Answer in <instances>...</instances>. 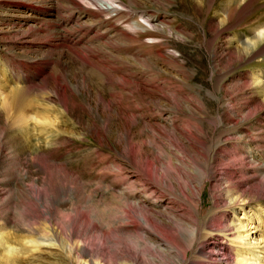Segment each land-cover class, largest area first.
Here are the masks:
<instances>
[{"label": "rangeland", "instance_id": "rangeland-1", "mask_svg": "<svg viewBox=\"0 0 264 264\" xmlns=\"http://www.w3.org/2000/svg\"><path fill=\"white\" fill-rule=\"evenodd\" d=\"M105 1L114 8L0 0L6 230L75 205L145 264H189L210 233L245 215L260 222L264 239V54L239 48L264 1L221 37L213 26L227 0ZM57 82L68 88L62 100ZM16 89H28L33 106L17 109ZM44 115L56 120L53 129L36 123ZM227 185L247 202L231 207L236 191L226 194Z\"/></svg>", "mask_w": 264, "mask_h": 264}, {"label": "bare ground", "instance_id": "bare-ground-1", "mask_svg": "<svg viewBox=\"0 0 264 264\" xmlns=\"http://www.w3.org/2000/svg\"><path fill=\"white\" fill-rule=\"evenodd\" d=\"M214 1L216 0H210L211 6ZM259 2L261 0H227L223 4L221 22L213 26L214 30L217 31V36L221 37L232 27H236L247 20L256 11V7L260 6H258ZM102 4L109 5L108 8H114V4L110 1L102 0ZM227 24H231L230 28L227 27ZM248 30L243 44L239 47L240 50L248 52L259 48L258 52L261 55L264 54V16H258L250 24ZM47 80L48 78L43 79L40 87H44L43 85ZM58 86L60 90H58ZM28 89L34 90L33 88ZM28 89H16L17 94L14 95L16 96L15 105L17 109L25 108L26 103L29 107L33 106L26 99L25 92L29 95ZM67 89L62 83L57 82L53 93L58 96V99L61 97L59 100H62V96H66ZM64 108L68 110L67 106ZM34 111L38 112V110ZM250 114L253 112L251 111ZM34 119L37 124L44 125V127L51 126L52 129L56 123L55 119L48 120L45 115L42 118L44 121L36 117ZM25 120V118L21 119L22 122ZM35 167L44 172L49 170L50 164L36 161ZM238 173L239 171L235 170L227 176L234 177ZM233 191H236L234 194L236 196L233 195ZM228 192H232L234 196L230 202L231 207L241 205L242 202L248 200L241 198L244 194L240 193L236 187H228L226 194ZM250 193L257 195L259 190ZM86 210L74 205L71 210L61 213L56 218H53L51 213L48 217L39 216L40 221L36 220L30 223L23 230L16 228L7 231L6 221L0 219V264H145L140 257L129 255L127 253L129 245L127 246L123 240L112 239L111 229L99 227L88 217L86 213L88 210ZM123 214L136 227H140L129 210H124ZM143 217L147 218L146 215ZM241 218L245 220L239 219V223L235 226L232 223L229 224V230H221L224 234L210 233L211 236L197 250L196 255L198 256L193 257L189 264H195L196 259L205 257L207 251L210 255V257L206 256L209 257V261L204 260L202 261L203 264H220V256H226L222 259L225 258L227 264H264L261 254L264 250V239L256 235L262 231L260 222L258 224L256 217L249 215ZM227 231L229 232L227 233ZM227 240L234 242L233 249L227 247ZM112 244L116 246L114 251H110L109 248ZM220 250H225V253L222 254ZM180 255V259L187 262V251H181ZM232 255L234 256L233 260L230 258ZM44 256H48L50 259L44 258Z\"/></svg>", "mask_w": 264, "mask_h": 264}]
</instances>
